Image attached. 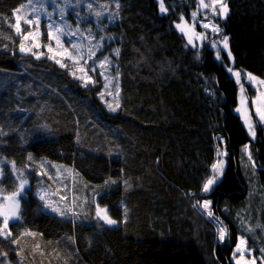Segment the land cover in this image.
<instances>
[{
	"label": "trees",
	"instance_id": "obj_1",
	"mask_svg": "<svg viewBox=\"0 0 264 264\" xmlns=\"http://www.w3.org/2000/svg\"><path fill=\"white\" fill-rule=\"evenodd\" d=\"M30 1L0 0V206L21 177L32 183L6 229L0 216V264H235L239 233L225 209L263 203L264 131L252 139L237 112L239 84L213 38L228 37L235 69L264 79V0H225L224 17L200 0H163V13L159 0H102L114 8L107 27L119 53L93 84L21 52L15 16ZM85 12L74 7L69 18ZM182 20L206 35L220 28L197 49ZM110 73L120 78L116 112L101 95ZM222 150V179L205 193ZM43 160L68 174L63 188L40 175ZM64 186L65 208L47 210L40 193ZM205 200L229 225L225 242L200 209ZM99 206L116 224L96 215Z\"/></svg>",
	"mask_w": 264,
	"mask_h": 264
},
{
	"label": "rangeland",
	"instance_id": "obj_2",
	"mask_svg": "<svg viewBox=\"0 0 264 264\" xmlns=\"http://www.w3.org/2000/svg\"><path fill=\"white\" fill-rule=\"evenodd\" d=\"M225 0H222V4ZM94 3L99 6V10H94ZM29 4H32V7H29ZM209 8L212 9L213 14H218V12L224 17L226 14L220 11L222 4L213 3V0H207ZM91 5V7H89ZM103 6V7H102ZM76 8L80 11V8H85V13L81 17L77 16L76 21H72L69 18V13L72 8ZM64 9L63 15L60 13V9ZM204 8V7H203ZM215 9V11H214ZM106 10V11H105ZM96 11L100 13H96ZM91 12L95 13L92 16H85L86 13ZM114 12L111 1H102V0H56L55 4L52 3V0H46V2L41 4H35L32 1L27 2L22 5L16 11V22L15 30L20 34L22 44L20 45L25 49L21 51L22 53H33L38 58H49L60 66L64 65L62 68L68 69L73 77L77 80H81L85 84L92 83L95 79V74L97 69L100 72H103L106 66L114 63V58L117 55L116 45L113 42L116 39V34H112L108 31L107 24L111 21V14ZM51 13V16L48 14ZM103 22L99 25L95 23L98 19L99 14H101ZM103 13L105 15H103ZM109 13V14H108ZM110 15V16H107ZM52 19L51 22L45 24L47 18ZM108 19V21H104ZM31 21L30 23L28 21ZM55 24H53V23ZM204 24V23H202ZM180 25L178 30L183 33L187 41L191 40L189 43L191 46L201 48L215 33L216 31L210 30L209 35H206V31H201L197 25V22H189L188 20H182L177 23ZM19 28V31L17 30ZM219 30V26L215 23L211 24V29ZM183 29V31H181ZM216 42V43H215ZM213 43L217 48L219 55L223 60V52L229 60L227 64L228 69L231 68L233 76L235 72H240V81H239V105L238 112L241 116L244 124L248 129L249 123L254 124L255 137L256 139L257 130L260 126L263 127L264 131V122L258 121V117L253 111L252 101L256 100L257 106H261L262 99H264V85L259 84V81L262 80L258 76L252 74L256 77V80L249 84L245 78V74L249 73L247 71H241L233 67V57L228 56L229 46L227 49L223 48L224 37L222 35H217L213 38ZM31 49V51H27ZM91 52H94L95 55H90ZM59 61V62H57ZM101 62L103 66L101 67ZM95 68V71L92 69ZM83 69V70H82ZM114 73H110L109 77L112 79L108 80L104 85L103 96L106 98L104 104L108 107L111 105V108H116V111L120 108L121 101V85L120 78L114 76ZM235 77V76H234ZM236 78V77H235ZM93 84V83H92ZM243 86V90L241 89ZM246 101V103H245ZM117 104L119 107H117ZM110 108V107H109ZM110 108V111H112ZM237 108V109H238ZM252 113L249 115V113ZM249 131V129H248ZM42 171L40 175L45 174L47 182H49L54 187H61L69 179L68 174L64 177H58L56 173H53L48 169V162L43 160ZM216 168H213V173L209 179H213L214 183L211 185V190L207 193H210L215 185L222 179L223 173L227 166V151H221L218 161L216 162ZM71 177V176H70ZM32 185L31 180L26 177H21V183L16 192L4 196V200L0 206V212H3L7 216L8 221L19 215L21 211V202L22 195L25 192V186L30 187ZM23 186V189L21 188ZM58 189H49L45 188L44 193H40L42 200L48 198L50 204L47 205V210L57 209L60 206V203L63 202L67 196L66 186H64V191L60 192ZM15 194V195H14ZM252 195H254L252 193ZM258 196L263 199V203L256 204L249 203L248 209L245 207H239L235 205V209H231L230 206H227L225 211L228 217L232 220L235 229L238 231V240L236 242L234 251H233V261L235 264H264V196ZM210 204L207 209L200 208L201 211L211 219V225L216 229L219 227V242H225L229 234V225L223 220H219L218 217L213 218L214 216H209L206 214L208 211L214 213V202L209 200ZM75 207V205H73ZM65 208V207H64ZM62 208V209H64ZM251 208L256 209L257 220H253L254 213L251 212ZM198 209V210H200ZM56 211V210H55ZM197 212V209H196ZM196 214V213H195ZM96 215L101 218L107 216L112 219L106 208L97 207ZM259 216L261 220L259 219ZM4 219V216H2ZM103 220V219H102ZM104 221V220H103ZM225 229L224 238L220 239V228ZM251 229V231H249ZM243 238L247 241L246 245L240 244V240ZM251 238V241L249 240ZM237 245H240V251L237 252Z\"/></svg>",
	"mask_w": 264,
	"mask_h": 264
},
{
	"label": "snow or ice",
	"instance_id": "obj_3",
	"mask_svg": "<svg viewBox=\"0 0 264 264\" xmlns=\"http://www.w3.org/2000/svg\"><path fill=\"white\" fill-rule=\"evenodd\" d=\"M33 2L35 4H41V3L46 2V0H33ZM55 2H56V0H52V3L53 4H55ZM200 3H201V6L204 7V8L209 7V5H207V4L204 3V0H200ZM213 3H221L222 4V0H213ZM159 5H160V11L162 13L165 12L166 11V8L164 6L163 0H159ZM29 7H32V4H29ZM89 7H91V5H89ZM214 11H215V9H214ZM220 11L222 13H225L226 14L227 11H228L227 5L226 4H222V7H221ZM60 13H61V15H63V13H64V9L63 8L60 9ZM48 15L51 16V13H49ZM195 16H196V13H193V17H195ZM28 22L30 23L31 21L29 20ZM202 26L205 27V28H208L209 27L208 24H204ZM177 27L179 28L180 25H177ZM17 30L19 31V28ZM212 30L213 31H217V29H215V28H213ZM181 31H183V29H181ZM227 40H228V37L225 36L224 37V43H223V48L224 49H227L228 48ZM189 43H191V40L189 41ZM213 47H215V45H213ZM21 51H25V49L23 47H21ZM27 51H31V49H28ZM118 53H119V50L117 49V54ZM90 55H95V53L94 52H91V50H90ZM228 56L229 57L231 56V53L230 52L228 53ZM217 58H219V56H217ZM57 62H59V61H57ZM61 66L63 67L64 65H61ZM102 66H103V62H101V67ZM92 70L95 71V68H93ZM228 71L230 73L233 72V70L231 68H229ZM233 74L236 77L237 82L239 83L241 73L237 71V72H235ZM245 78H246V80H247V82L249 84H251L253 81L256 80V77L252 76L251 73H246L245 74ZM259 84L264 85V79L260 80L259 81ZM241 89L243 90V86L242 85H241ZM101 95H103V94H101ZM245 103H246V101H245ZM252 105H253V111H254L255 115L258 117V121L264 122V99H262L261 106H259V107L257 106L256 100H253L252 101ZM109 107L111 108V105H109ZM117 107H119L118 104H117ZM111 110L112 111H115L116 108H111ZM239 111H240V109L238 108L237 109V112H239ZM251 114L252 113L250 112L249 115H251ZM246 123L248 124V129H249L250 135H252L253 137H255L254 124L253 123H249L248 121H246ZM249 159H251V156H249ZM213 168H216V165H213ZM213 183H214V180L213 179H208L207 182L203 185V189L202 190L205 193L209 192L211 190V185H213ZM21 188L23 189V186H21ZM209 204H210V201H207V200H205L202 205H199V202H198V205L200 207L204 208V209H207ZM53 210L55 211L56 209H53ZM208 215L209 216H213V213L211 211H208ZM0 216H4V219H3V227H4V229H6L8 227V218H7V216L4 215L3 212H0ZM213 218H215V217H213ZM101 219H103L109 225L116 224V221L115 220L110 219L107 216H103V217H101ZM2 231L3 230L0 229V232H2ZM249 231H251V229H249ZM224 234H225V229L223 227H221L220 228V239H223L224 238ZM246 243H247V241L244 240L243 238H241L240 244L246 245ZM239 251H240V245H237V252H239ZM262 251H264V250H262ZM238 264H239V262H238Z\"/></svg>",
	"mask_w": 264,
	"mask_h": 264
}]
</instances>
